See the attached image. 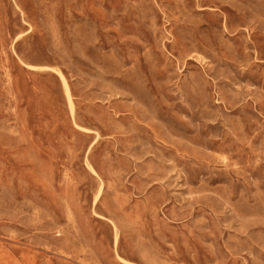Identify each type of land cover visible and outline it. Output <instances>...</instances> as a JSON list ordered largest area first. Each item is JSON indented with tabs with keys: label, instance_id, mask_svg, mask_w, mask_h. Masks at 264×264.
Here are the masks:
<instances>
[{
	"label": "rangeland",
	"instance_id": "1",
	"mask_svg": "<svg viewBox=\"0 0 264 264\" xmlns=\"http://www.w3.org/2000/svg\"><path fill=\"white\" fill-rule=\"evenodd\" d=\"M0 264H264V0H0Z\"/></svg>",
	"mask_w": 264,
	"mask_h": 264
}]
</instances>
